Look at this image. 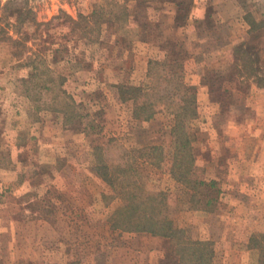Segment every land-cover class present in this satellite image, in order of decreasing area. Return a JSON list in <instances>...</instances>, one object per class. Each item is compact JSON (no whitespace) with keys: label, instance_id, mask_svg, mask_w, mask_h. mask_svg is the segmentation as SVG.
Masks as SVG:
<instances>
[{"label":"rangeland","instance_id":"obj_1","mask_svg":"<svg viewBox=\"0 0 264 264\" xmlns=\"http://www.w3.org/2000/svg\"><path fill=\"white\" fill-rule=\"evenodd\" d=\"M241 47L264 77V0H0V264H118L128 234L158 237L155 264H214L205 214L264 188V78ZM136 194L175 236L114 227Z\"/></svg>","mask_w":264,"mask_h":264},{"label":"crops","instance_id":"obj_2","mask_svg":"<svg viewBox=\"0 0 264 264\" xmlns=\"http://www.w3.org/2000/svg\"><path fill=\"white\" fill-rule=\"evenodd\" d=\"M224 200L226 203L223 202L220 213L211 217L205 214L214 221L202 224L205 230L201 241L213 242L215 258L221 260L214 264H264V246L253 245L261 240L264 243V188L231 187ZM117 242L118 247L115 246ZM157 242V236L128 234L114 242L113 251L109 252L118 255V264H155L157 258H164V250L152 245ZM86 254L87 264H94L95 254ZM103 258H107L106 253ZM107 264L113 263L107 261Z\"/></svg>","mask_w":264,"mask_h":264},{"label":"trees","instance_id":"obj_3","mask_svg":"<svg viewBox=\"0 0 264 264\" xmlns=\"http://www.w3.org/2000/svg\"><path fill=\"white\" fill-rule=\"evenodd\" d=\"M240 56V58H239ZM236 58L238 63L242 60L243 65L241 67H244V70H241V73H243L244 77L251 76V74L257 75V79L262 80L264 77L258 72L257 70V65L259 61L255 60L254 57L252 56L251 53L248 52L247 49L241 47V48H236ZM246 69H249V72L246 71ZM125 90H123V94H126L130 98H132L134 101L136 100L138 102V97L136 95L140 94L143 92V89L141 90V87H132L127 85L126 87H123ZM184 100V98H182ZM142 107H140L144 110V108L147 110L149 106L148 103L143 101ZM149 105V106H147ZM139 109V105L137 106ZM136 108V109H137ZM139 110V112H140ZM138 111V110H137ZM140 113H138L136 116L138 117ZM152 116V112H148L146 114V118H150ZM190 116V114L188 115ZM187 118L186 114L180 113L177 115V123L175 124L174 130H173V137L176 142H178V146L176 145V161L180 160L181 164H185V158L186 157H191V153H187V148L189 147V139L186 138L183 133H184V125H185V119ZM183 136V137H182ZM190 149V148H189ZM190 151V150H189ZM201 182V181H200ZM200 182H197V184H200ZM212 188L213 185L209 184ZM123 193L119 192V197L122 196ZM123 199H127L126 196L122 197ZM136 198H138V194L133 195L129 202H125L124 204V209H118L116 212V216L118 217L117 221H115V226L117 228H122L124 230H136V231H144V232H151L153 234H163L165 236H175V228L170 225V221H165L157 218L155 216V209H152L150 211V215L145 217L141 216V213L139 212L138 208L140 203L136 201ZM135 201V202H134ZM146 207V213L149 212V207ZM141 211V210H140ZM145 213V214H146ZM142 217V218H141ZM204 250L200 247L199 248V260L197 262L199 264H209L208 261H204L203 258Z\"/></svg>","mask_w":264,"mask_h":264}]
</instances>
